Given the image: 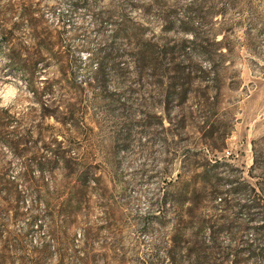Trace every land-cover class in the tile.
<instances>
[{
    "label": "rangeland",
    "instance_id": "rangeland-1",
    "mask_svg": "<svg viewBox=\"0 0 264 264\" xmlns=\"http://www.w3.org/2000/svg\"><path fill=\"white\" fill-rule=\"evenodd\" d=\"M263 179L264 0H0V264H233Z\"/></svg>",
    "mask_w": 264,
    "mask_h": 264
},
{
    "label": "trees",
    "instance_id": "trees-1",
    "mask_svg": "<svg viewBox=\"0 0 264 264\" xmlns=\"http://www.w3.org/2000/svg\"><path fill=\"white\" fill-rule=\"evenodd\" d=\"M253 168H262V164H260L257 156ZM239 184H243V188L240 191L245 197L243 202L238 204L239 212L249 217L253 216V219L261 222L262 226H258L257 228L262 231L264 229V179L259 182V187H254L244 181L239 182ZM235 189L238 190V188ZM229 191L232 192V190ZM222 201L227 204L230 203L228 196L222 198ZM214 242L215 240L213 239ZM241 245V249L232 254L235 257H241V260L239 262L234 260L233 264H264V236H253L251 239H245Z\"/></svg>",
    "mask_w": 264,
    "mask_h": 264
}]
</instances>
